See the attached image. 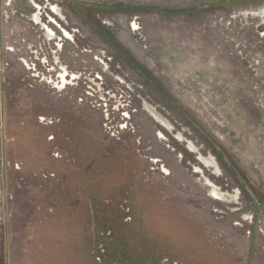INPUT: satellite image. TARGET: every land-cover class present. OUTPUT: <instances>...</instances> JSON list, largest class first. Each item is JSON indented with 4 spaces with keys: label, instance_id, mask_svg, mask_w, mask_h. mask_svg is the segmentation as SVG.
I'll return each mask as SVG.
<instances>
[{
    "label": "rangeland",
    "instance_id": "374dc122",
    "mask_svg": "<svg viewBox=\"0 0 264 264\" xmlns=\"http://www.w3.org/2000/svg\"><path fill=\"white\" fill-rule=\"evenodd\" d=\"M263 11L0 0V264H264Z\"/></svg>",
    "mask_w": 264,
    "mask_h": 264
},
{
    "label": "bare ground",
    "instance_id": "6f19581e",
    "mask_svg": "<svg viewBox=\"0 0 264 264\" xmlns=\"http://www.w3.org/2000/svg\"><path fill=\"white\" fill-rule=\"evenodd\" d=\"M55 7V6H54ZM61 9V8H60ZM256 12V11H255ZM264 12V11H263ZM254 14V13H253ZM39 16V15H38ZM36 17V16H35ZM39 18V17H38ZM134 24V23H133ZM136 24V23H135ZM46 25V24H45ZM138 29V28H137ZM67 33V32H66ZM53 34V33H52ZM67 36V35H66ZM66 38H68V37H66ZM66 76V75H65ZM63 81H65V82H67V80L66 79H64ZM241 142V141H240ZM242 143V142H241Z\"/></svg>",
    "mask_w": 264,
    "mask_h": 264
}]
</instances>
